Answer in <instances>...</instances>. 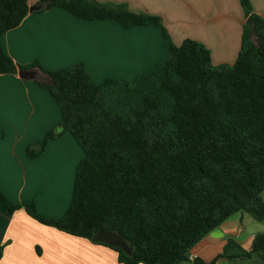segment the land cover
I'll return each instance as SVG.
<instances>
[{"label":"trees","instance_id":"16d2710c","mask_svg":"<svg viewBox=\"0 0 264 264\" xmlns=\"http://www.w3.org/2000/svg\"><path fill=\"white\" fill-rule=\"evenodd\" d=\"M77 18L110 20L123 28L153 25L168 50L132 80L95 82L82 62L45 70L18 64L0 40V74L38 66V81L55 100L60 119L26 147L39 156L47 143L69 132L82 151L70 202L59 217L41 214L33 199L10 201L0 189V209L24 208L42 224L91 237L117 232L131 247L103 242L122 264H177L209 231L236 212L264 221V17L239 0L246 19L232 63L213 64L209 48L185 38L174 44L161 19L124 3L39 0ZM28 13L27 0H0V37ZM3 246H0V258ZM264 263V232L249 251ZM195 259V264H214Z\"/></svg>","mask_w":264,"mask_h":264},{"label":"crops","instance_id":"0c3cea01","mask_svg":"<svg viewBox=\"0 0 264 264\" xmlns=\"http://www.w3.org/2000/svg\"><path fill=\"white\" fill-rule=\"evenodd\" d=\"M97 1L124 3L132 11L157 15L174 44L185 38L203 43L213 64L234 62L246 22L239 0ZM38 2L27 0L28 6ZM250 4L264 17V0H250ZM0 40L18 64L37 61L41 68L53 70L82 62L97 83L116 72L127 75L168 57L165 40L153 25L123 28L110 20L77 18L57 6L28 11ZM32 68L31 79L0 74V189L14 203L33 199L41 214L59 217L68 207L66 182L74 175L82 151L71 134L63 132L39 156L27 155L26 147L60 119L55 100L38 84L49 82L47 73L38 66ZM260 196L264 200V189ZM262 232L264 221L236 212L189 253L203 262L214 259V264H264L256 255L236 256L249 251L254 237ZM0 246V264H122L113 248L42 224L23 207L12 213L0 209Z\"/></svg>","mask_w":264,"mask_h":264},{"label":"water","instance_id":"95a60500","mask_svg":"<svg viewBox=\"0 0 264 264\" xmlns=\"http://www.w3.org/2000/svg\"><path fill=\"white\" fill-rule=\"evenodd\" d=\"M39 8H41L39 3L35 5H29L28 11ZM245 21L251 25V20L246 19ZM17 74L22 78L31 79L35 76V69H19ZM91 241L103 242L108 245L121 248L126 254L131 253V247L127 244V242L117 232L110 229H98L97 232L92 235Z\"/></svg>","mask_w":264,"mask_h":264},{"label":"rangeland","instance_id":"374dc122","mask_svg":"<svg viewBox=\"0 0 264 264\" xmlns=\"http://www.w3.org/2000/svg\"><path fill=\"white\" fill-rule=\"evenodd\" d=\"M144 69L145 68L132 69L127 75H122V74L116 72L111 76L114 78H125L127 80H132L137 73H139L140 71H142ZM101 75H103V73ZM69 176H72V173ZM73 179H74V175L68 179V181L66 182V188H65L66 190L64 189L65 193L69 195V201L68 202H70V198H71Z\"/></svg>","mask_w":264,"mask_h":264},{"label":"built area","instance_id":"2783aa9c","mask_svg":"<svg viewBox=\"0 0 264 264\" xmlns=\"http://www.w3.org/2000/svg\"><path fill=\"white\" fill-rule=\"evenodd\" d=\"M187 260L191 261V262H194L195 261V257L191 253H188Z\"/></svg>","mask_w":264,"mask_h":264}]
</instances>
